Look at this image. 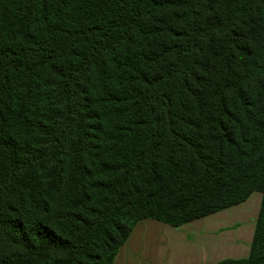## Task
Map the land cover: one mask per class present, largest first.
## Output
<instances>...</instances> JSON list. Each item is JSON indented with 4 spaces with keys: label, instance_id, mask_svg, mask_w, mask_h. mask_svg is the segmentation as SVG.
Segmentation results:
<instances>
[{
    "label": "trees",
    "instance_id": "obj_1",
    "mask_svg": "<svg viewBox=\"0 0 264 264\" xmlns=\"http://www.w3.org/2000/svg\"><path fill=\"white\" fill-rule=\"evenodd\" d=\"M254 193L218 264H264V0H0V264H114Z\"/></svg>",
    "mask_w": 264,
    "mask_h": 264
},
{
    "label": "crops",
    "instance_id": "obj_2",
    "mask_svg": "<svg viewBox=\"0 0 264 264\" xmlns=\"http://www.w3.org/2000/svg\"><path fill=\"white\" fill-rule=\"evenodd\" d=\"M262 195L174 227L154 219L137 223L114 264H218L249 257Z\"/></svg>",
    "mask_w": 264,
    "mask_h": 264
},
{
    "label": "rangeland",
    "instance_id": "obj_3",
    "mask_svg": "<svg viewBox=\"0 0 264 264\" xmlns=\"http://www.w3.org/2000/svg\"><path fill=\"white\" fill-rule=\"evenodd\" d=\"M260 194V193H259ZM261 195V194H260Z\"/></svg>",
    "mask_w": 264,
    "mask_h": 264
}]
</instances>
